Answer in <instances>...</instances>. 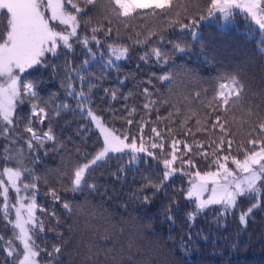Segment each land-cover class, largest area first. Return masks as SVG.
I'll use <instances>...</instances> for the list:
<instances>
[{
	"label": "trees",
	"instance_id": "obj_1",
	"mask_svg": "<svg viewBox=\"0 0 264 264\" xmlns=\"http://www.w3.org/2000/svg\"><path fill=\"white\" fill-rule=\"evenodd\" d=\"M182 2L187 6V13L179 19L175 14L170 15L168 21L178 19V22L171 24L159 18L149 19L146 23L143 18H137L128 22L127 27L115 20L109 25L103 19V0L95 7L88 6L90 10L87 15L80 17L81 25L91 20L93 26H111L114 33L118 29L120 40L130 46V58L117 63L118 70L104 73L101 63L97 62L91 69L96 74V79L92 81L95 87L90 93L92 111L102 118L106 127L117 129V134L130 131L132 135H138L139 123L144 120L153 122L144 129L145 139L152 135L150 129L153 126L166 133L167 122L156 121L157 111L153 110L149 114L143 108L146 98L142 90L145 87L152 93L151 99L163 97L168 101L156 106L161 117L174 111L172 105H176L181 112H198L201 120H213L215 117L207 114L212 107H216L211 101L222 77H236L245 85L248 101L264 107V44L261 43L264 37L261 30L255 29L241 14H236L235 22L225 28L220 26L221 16L217 15L212 22L198 26L195 23L194 27L182 29L181 24H191L193 20L198 22L206 16L212 0ZM73 3L85 7L83 0H73ZM8 18L6 10H0V31L5 34ZM194 28L199 30L196 38L191 34ZM145 29L155 35L149 38L146 45L136 44V39L144 40L148 35ZM137 33L140 35L137 36ZM98 35L102 36V33ZM176 44L185 51H174L173 46ZM155 47L169 54L167 64L157 61L155 57H150L147 62L140 60L146 50ZM60 51L58 59L47 54L48 63L59 65L58 69L39 67L20 74L29 80L38 81L37 91L48 102L53 116L51 126L57 135V143L62 145L52 151V143L48 142V153L40 151V159L35 162L34 155L28 153L26 146L17 145L25 149L24 166L39 177L36 181L39 189L36 202L49 211L54 210L60 220L57 226L51 217L43 216L46 229L53 230L39 234L36 239L39 247L51 251L52 245H62V264H264V207L257 209L246 224H242L238 217L240 210L253 202L247 197L240 200L235 211L229 210L223 217L221 213L224 208L212 205L189 221L187 213L193 210L194 204L175 191L189 187L188 178L179 174L170 181L167 195L161 191L151 204L145 205L142 197L134 195L142 184L141 176L154 169L159 174L163 166L146 161L143 154L139 163L132 166L128 165L131 159L129 155L110 154L107 161L97 166L92 173L91 182L97 185L95 192L64 191L68 186L64 174L70 171L72 165L84 162V154L91 158L101 151L103 137L87 114L76 110V97L69 96L64 86L67 70L63 66L65 60L73 61L79 67L84 54L81 48H76L74 52L66 49ZM166 72L172 73L173 79L160 81L158 77ZM149 78L151 84L147 83ZM105 89L115 91L116 99L105 94ZM79 90L77 87L76 91ZM196 93H200L199 99H194ZM65 104L69 107H62ZM133 107L137 111L130 116L126 109ZM29 111L30 104L26 102L18 105L17 115L27 117ZM57 111L58 116L55 115ZM235 117L232 130L238 133L236 140L239 141L248 129L246 126L240 127V121L244 118L241 110L235 112ZM196 118L189 120L188 126L196 134V141L202 142L206 135L196 132ZM127 119H132L134 124L128 126ZM182 119L180 116L173 118V130L178 128ZM24 123L26 120L21 121V129ZM39 127L47 130V123ZM176 138L185 140L182 135ZM187 143L193 144V138L188 137ZM7 144V140L0 138V171L4 167L16 166L14 161L6 162L3 158V149ZM180 148L183 151L182 145ZM232 154L236 155V152ZM193 159L199 170H214L208 168L210 160L196 155H193ZM24 180L30 182L31 178L26 176ZM49 188H56L63 199L70 201L71 213L46 195ZM173 199L178 203L172 208V219H169L166 209ZM2 203L3 196L0 195V236L4 240L11 237V226L4 219ZM36 214L42 215L39 211ZM3 240H0V264H15L7 255ZM39 260L42 264H48L46 253L42 252Z\"/></svg>",
	"mask_w": 264,
	"mask_h": 264
},
{
	"label": "snow or ice",
	"instance_id": "obj_2",
	"mask_svg": "<svg viewBox=\"0 0 264 264\" xmlns=\"http://www.w3.org/2000/svg\"><path fill=\"white\" fill-rule=\"evenodd\" d=\"M101 0H83L84 8L79 7L73 0H0V10H6L9 14L7 19L6 34L0 31V138L8 141L3 153L6 162H15V167H4L0 171V195L4 197L3 211L4 219L8 220L9 208L15 209V220H9L12 224L14 236L7 242L5 249L9 257L15 256L17 264H39L38 257L46 253L48 264H62L60 256L63 254L62 245H52V250L41 249L36 243L40 233L52 231L46 229L43 216H49L59 226L60 220L56 212L49 211L36 202V195L39 191L37 182L39 177L32 174V170L24 166L25 149L17 147L18 144L26 146L28 153L34 155V162L40 159L39 152L48 153V142L52 143V151L62 147L57 143V135L51 126L53 116L37 91L38 81L29 80L20 74L39 67H52L58 69L59 65L49 64L47 54H52L57 59L61 49L74 52L81 48L84 59L79 67L73 61L65 60V87L69 96L76 97V110L86 113L96 123L103 134V149L88 158L84 154V162L72 165L70 171L64 175L67 177L65 192H90L97 191V185L93 182L92 173L101 163H105L110 154H127L131 157L128 165H134L143 154L147 161H154L158 166L162 165V171L152 170L149 174L141 176L142 184L137 189V197H142V202L151 204L157 193L170 187V181L179 174L188 178L189 187L178 188L175 191L182 193L186 200L192 201L194 208L187 213L189 221H193L196 215L208 208L210 205H219L224 208L221 216L229 210L235 211L240 200L247 197L251 202L248 207L241 209L239 221L246 224L251 215L264 207V107L253 105L248 101V93L245 85L236 77H222L211 104L212 107L208 116L215 117L213 120H201L198 112L185 110L172 105L174 111H169L166 117L158 114L157 105L168 103L163 97L151 99L152 93L148 87L143 88L142 94L146 98L143 105L147 113L157 111V122L166 123V133L151 127L152 135L145 139L143 133L145 127L153 123L151 120H144L139 123V134L132 135L130 131L117 134L115 128H108L104 121L92 111L91 91L95 85L96 74L91 72L94 63L101 62L102 72L118 70L117 61L130 58V46L120 40L119 30L111 26H93L91 20L81 25V16H86L88 6L95 7ZM105 15L104 20L109 25L115 21L121 22L127 27L128 22L137 18H143L145 23L157 18L165 20L169 24L178 22V19L187 13V6L182 0H103ZM234 8L243 9L251 19L264 30V0H244L238 3L237 0H212L208 15L212 16L218 11L228 19L233 14ZM46 13H50L46 15ZM172 14L178 18L177 21H168ZM57 22V23H52ZM197 21L191 24H181L182 29L194 27ZM61 26H63L61 28ZM60 28V30H57ZM148 35L144 40L136 39V44H147L149 38L155 35L151 30L145 29ZM102 33V36L98 35ZM140 33H137L139 36ZM193 38L197 37L195 32ZM131 39V37H129ZM163 39V36H161ZM111 41V43L109 42ZM264 44V41H261ZM174 51L183 52L185 49L179 44L173 46ZM94 49H96L94 51ZM150 57L167 64L169 54L155 47L146 50L140 60L147 62ZM15 70V71H14ZM155 76V73H153ZM126 79V78H125ZM160 81H171L172 73H165L158 77ZM123 83V81H121ZM152 83L151 78L147 81ZM85 86L87 91H85ZM79 87V91H76ZM105 94L116 99L117 93L105 89ZM200 93H196L194 99H199ZM127 100V97H124ZM30 104V111L27 117L17 115L18 105ZM59 107V106H58ZM62 107H69L67 104ZM246 109V110H245ZM129 115L137 110L135 107L126 109ZM241 110L243 119L240 127H247L243 139L237 141V132L233 131L236 120L235 112ZM229 113H232L230 116ZM55 115H59L57 111ZM183 117L178 128L173 130L171 124L174 117ZM193 117L195 120L196 132L206 135V139L197 142L196 134L188 126V121ZM22 120H26L23 128H20ZM47 123V130L39 126ZM128 126L134 124L132 119H127ZM182 135L185 140L177 139ZM193 138V144L187 143V138ZM183 146V151L179 147ZM235 145V148H234ZM210 149V151H209ZM195 150V152H194ZM233 151L236 155H233ZM193 155L200 156L204 160H210L209 169L201 171L196 167ZM242 157V158H238ZM229 164L235 167H229ZM150 167V165H149ZM187 169H196L188 171ZM123 166L121 171H123ZM7 176V180L2 177ZM30 177V182H23L25 177ZM14 189L17 195L15 204L9 205V189ZM21 192L25 195L21 196ZM205 193L208 195L205 197ZM54 203H60L62 208L69 213L72 211L70 201L63 199L56 188H49L46 193ZM173 199L166 209L169 219L172 208L177 205ZM39 211L42 215L38 216ZM0 240L3 237L0 236ZM13 241H19L22 249L14 248ZM190 242V240H189ZM91 252V249H89Z\"/></svg>",
	"mask_w": 264,
	"mask_h": 264
},
{
	"label": "rangeland",
	"instance_id": "obj_3",
	"mask_svg": "<svg viewBox=\"0 0 264 264\" xmlns=\"http://www.w3.org/2000/svg\"><path fill=\"white\" fill-rule=\"evenodd\" d=\"M238 3H243L244 0H237ZM50 13H46V15H49ZM236 14H241L246 20L248 23H250L255 29H260L258 25L255 24V22L251 19L250 15H248L243 9H240V8H234L233 9V14L231 17H229L228 19H224L223 15L221 13H219L218 11H214L213 12V15L212 16H209L208 14L204 17H202L198 22H197V26L200 25L201 23H208V22H212L215 20V17L217 15H220L221 16V22H220V26L225 28L227 27L228 25H232L234 22H235V17L237 16ZM236 15V16H235ZM52 23H57V22H52ZM63 26H61L62 28ZM57 30H60V28H58ZM261 30V29H260ZM195 32L197 34V36L199 35V30L198 28H194L193 31L191 32V34ZM262 32V36L264 37V30H261ZM96 49H94L95 51ZM124 60V59H122ZM120 60V61H122ZM120 61H117L116 63H119ZM97 63H101L99 62V57H97ZM15 71V70H14ZM0 82H2V79H0ZM93 123H95L93 121ZM95 126L96 128L99 130V133L101 134V136L103 137V134L102 132L100 131V128L97 127L96 123H95ZM180 147V146H179ZM140 161V159L135 163V164H138ZM9 167H15V166H9ZM229 167H235L234 165H231L229 164ZM3 179L7 180V176H4L2 177ZM25 183H27V181H23ZM21 196L25 195V193L21 192L20 194ZM208 195V193H205V197ZM16 200H17V195L15 193V190L14 189H9V193H8V203L9 205H12V204H15L16 203ZM3 204H4V197H3V203H2V211H3ZM212 206V205H210ZM208 206V207H210ZM207 209V208H206ZM204 211V210H203ZM202 212V211H201ZM200 213V212H199ZM3 214H4V211H3ZM8 216H9V220L11 221H14L15 220V209L14 208H9V213H8ZM10 226H11V237L8 238V239H4L3 240V245H5V247L7 248V242L9 240H11L14 236V229H13V226L11 223H9ZM13 247L14 248H19V249H22V245L20 244L19 241H13ZM12 261L17 264V258L15 256L11 257ZM38 260H39V257H38ZM39 264H42L39 260Z\"/></svg>",
	"mask_w": 264,
	"mask_h": 264
}]
</instances>
